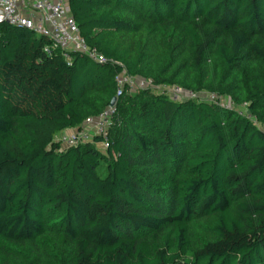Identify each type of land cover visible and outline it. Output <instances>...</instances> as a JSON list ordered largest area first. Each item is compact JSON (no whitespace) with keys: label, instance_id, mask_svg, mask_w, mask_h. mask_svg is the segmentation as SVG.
<instances>
[{"label":"trees","instance_id":"trees-1","mask_svg":"<svg viewBox=\"0 0 264 264\" xmlns=\"http://www.w3.org/2000/svg\"><path fill=\"white\" fill-rule=\"evenodd\" d=\"M69 5L107 65L0 24V264H264V0ZM114 99L107 151L54 142Z\"/></svg>","mask_w":264,"mask_h":264},{"label":"built area","instance_id":"built-area-1","mask_svg":"<svg viewBox=\"0 0 264 264\" xmlns=\"http://www.w3.org/2000/svg\"><path fill=\"white\" fill-rule=\"evenodd\" d=\"M0 24L24 28L37 37L46 39L50 44L45 48V52L47 54L61 52L67 61L71 60L72 54H81L99 65H107L109 62L80 35L79 27L70 11L69 0H0ZM116 83L118 87L116 98L126 91L139 89H154L163 94H168L167 89H175L179 93L191 95L190 99H203L205 96L206 99L215 100L214 96L195 95L177 87H156L151 80L133 77L126 72L118 75ZM170 97L176 102L184 101ZM115 114V105L110 106L98 117L88 118L82 126L58 135L54 142L63 150L92 143L95 138L100 137L102 139L100 146L105 152L109 149V133L114 124Z\"/></svg>","mask_w":264,"mask_h":264},{"label":"rangeland","instance_id":"rangeland-1","mask_svg":"<svg viewBox=\"0 0 264 264\" xmlns=\"http://www.w3.org/2000/svg\"><path fill=\"white\" fill-rule=\"evenodd\" d=\"M167 92H168V94H169L170 96H172L173 98L177 97V99H180V100H181V99H183V100H188V99L192 98L191 95H189V94H185V93H179V92H178L177 90H175V89H167ZM203 99H206V97L203 96ZM230 102H231V101H230V99H228V98H222V99H221V103H222L223 105H225L226 107H229V108L232 107V104H231ZM235 108H236V110H237L238 113H241V114H244V115L247 114V111H246L244 108H242V107H240V108L235 107ZM99 148L101 149L102 152H104V151H103V148H102L101 146H99Z\"/></svg>","mask_w":264,"mask_h":264},{"label":"water","instance_id":"water-1","mask_svg":"<svg viewBox=\"0 0 264 264\" xmlns=\"http://www.w3.org/2000/svg\"><path fill=\"white\" fill-rule=\"evenodd\" d=\"M116 104V99H114L111 103V106H114Z\"/></svg>","mask_w":264,"mask_h":264},{"label":"crops","instance_id":"crops-1","mask_svg":"<svg viewBox=\"0 0 264 264\" xmlns=\"http://www.w3.org/2000/svg\"><path fill=\"white\" fill-rule=\"evenodd\" d=\"M67 131H69V130H67Z\"/></svg>","mask_w":264,"mask_h":264}]
</instances>
